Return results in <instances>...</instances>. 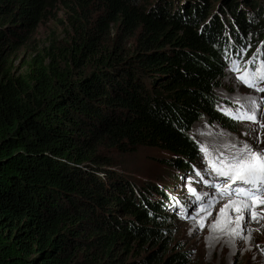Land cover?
I'll use <instances>...</instances> for the list:
<instances>
[{"label":"trees","instance_id":"1","mask_svg":"<svg viewBox=\"0 0 264 264\" xmlns=\"http://www.w3.org/2000/svg\"><path fill=\"white\" fill-rule=\"evenodd\" d=\"M216 3L0 0V264H191L168 217L182 200L117 159L161 151L183 179L197 122L235 132L215 91L233 62H264V0ZM58 9L71 36L34 47Z\"/></svg>","mask_w":264,"mask_h":264},{"label":"rangeland","instance_id":"2","mask_svg":"<svg viewBox=\"0 0 264 264\" xmlns=\"http://www.w3.org/2000/svg\"><path fill=\"white\" fill-rule=\"evenodd\" d=\"M146 1L153 5L159 2ZM210 1L215 3V9L216 2L221 0ZM69 17L63 9L53 11L40 25L33 37L32 45L47 47L52 38L64 42L68 40L71 36ZM252 40L253 44L257 45L258 37ZM31 47L29 45L15 57V67L19 68L23 61H27L31 56L29 52ZM215 93L221 100L219 109L222 113L225 109L234 111L241 105L251 112L253 110L251 102L255 100L259 105L256 110L257 120L264 124V92L246 87L237 79V73L232 69L225 71L221 87L216 89ZM234 122L237 128L232 132L219 124H209L202 120L193 126V138L201 147H206L217 157L231 156L245 143L256 151L264 152V128L247 120ZM169 159L170 155L166 153L144 149L134 154L120 156L117 161L118 169L125 172L138 185L143 184L147 187L156 183H163L164 186L169 184L177 200H182L179 202L181 205L179 210L175 209L168 213V217L176 219L172 231L173 243L178 245V250H184L189 254L191 264H264V211H262L264 204L255 205L254 211L259 213L256 217L245 213L240 220L238 219L240 214L231 208L229 215H223L221 208H225L230 200H235V196L230 191H217V188L224 184V178L216 177L208 170L204 154H201L200 161L195 164V171L193 169L184 173L183 179L175 178L176 170L174 166L169 165ZM236 186L239 185H230L232 188ZM189 189L193 191L190 192ZM160 191L165 189L161 188ZM197 197H200V200H197ZM201 205L208 208L204 210ZM201 221L204 224L202 229ZM238 227L243 229L240 237L233 235V230ZM138 250L136 258L140 261L150 252L145 249ZM162 257L158 264H163L166 259L165 254Z\"/></svg>","mask_w":264,"mask_h":264},{"label":"snow or ice","instance_id":"3","mask_svg":"<svg viewBox=\"0 0 264 264\" xmlns=\"http://www.w3.org/2000/svg\"><path fill=\"white\" fill-rule=\"evenodd\" d=\"M248 63L250 67L241 69L236 62H233L232 70L237 73V79L246 87L257 92H264V87L261 86L264 85V62L259 65H254L253 62ZM251 103L253 105L251 112L241 105L234 111L223 110L224 114L232 120L238 122L247 120L264 128V124H261L256 117V110L259 105L255 100ZM200 150L204 154V162L208 166V170L216 177L224 178V184L218 187L217 191H230L236 197L235 200H230L225 208L231 207L232 211L239 213L238 219L240 220L243 219L245 213L250 214L252 217L258 216L259 213L253 209L257 203L264 204V152L254 150L247 143L237 148L235 154L231 156L217 157L203 146ZM237 184L239 186L230 187V185ZM189 191L192 192L193 190L189 189ZM197 200H200V197H197ZM250 201L251 203H249ZM209 207H211V204H209ZM225 208H221V213L225 211ZM203 227L204 224L201 221L200 228ZM242 230L238 227L233 230V235L240 237Z\"/></svg>","mask_w":264,"mask_h":264},{"label":"bare ground","instance_id":"4","mask_svg":"<svg viewBox=\"0 0 264 264\" xmlns=\"http://www.w3.org/2000/svg\"><path fill=\"white\" fill-rule=\"evenodd\" d=\"M233 154H235V153H233ZM222 155V154H221ZM235 199H236V197H234ZM234 200V199H233ZM249 203H251V201L249 202ZM229 204V203H228ZM187 208V206H185V209ZM197 208H199V207H197ZM201 208L202 209H207L208 207L206 206V205H201ZM230 208L231 207H227L226 209H225V211L222 213L223 215H229V212H230ZM254 208H255V206H254ZM254 210V209H253Z\"/></svg>","mask_w":264,"mask_h":264}]
</instances>
